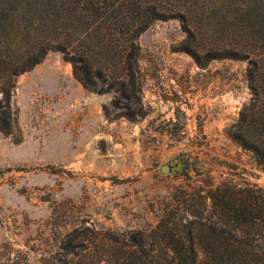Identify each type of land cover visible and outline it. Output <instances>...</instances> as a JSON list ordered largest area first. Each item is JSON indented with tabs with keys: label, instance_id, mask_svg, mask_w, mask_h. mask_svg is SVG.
<instances>
[{
	"label": "rangeland",
	"instance_id": "rangeland-1",
	"mask_svg": "<svg viewBox=\"0 0 264 264\" xmlns=\"http://www.w3.org/2000/svg\"><path fill=\"white\" fill-rule=\"evenodd\" d=\"M192 1L201 25L220 3L194 42L176 20L140 36V105L126 108L107 84L84 89L55 51L19 76L0 132V264H118L127 233L153 228L179 187L264 188L252 154L227 134L251 98L247 62L206 55L246 45L220 44L235 33L224 17L239 0ZM180 158L186 177L161 173Z\"/></svg>",
	"mask_w": 264,
	"mask_h": 264
},
{
	"label": "trees",
	"instance_id": "trees-1",
	"mask_svg": "<svg viewBox=\"0 0 264 264\" xmlns=\"http://www.w3.org/2000/svg\"><path fill=\"white\" fill-rule=\"evenodd\" d=\"M253 2L250 7L239 0L224 17L235 33L220 44L246 45L209 49L206 55L247 62L251 98L227 134L264 172V0ZM219 6L203 10L201 25L192 0H0V92L6 104L0 101V132L19 76L51 51L72 64L84 89L101 93L107 84L120 92L126 108L135 97L140 105V36L155 21L176 20L194 42ZM189 54L204 63L196 52ZM127 234L118 264H264V188L233 180L190 191L179 187L153 228Z\"/></svg>",
	"mask_w": 264,
	"mask_h": 264
},
{
	"label": "water",
	"instance_id": "water-1",
	"mask_svg": "<svg viewBox=\"0 0 264 264\" xmlns=\"http://www.w3.org/2000/svg\"><path fill=\"white\" fill-rule=\"evenodd\" d=\"M160 171L163 175H171L173 177L183 176L186 173V162L180 158L175 166L168 164L161 165Z\"/></svg>",
	"mask_w": 264,
	"mask_h": 264
}]
</instances>
